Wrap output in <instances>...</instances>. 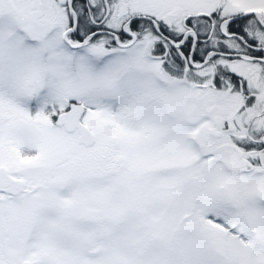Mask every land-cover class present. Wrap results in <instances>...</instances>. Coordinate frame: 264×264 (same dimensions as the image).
<instances>
[{"label": "snow or ice", "instance_id": "obj_1", "mask_svg": "<svg viewBox=\"0 0 264 264\" xmlns=\"http://www.w3.org/2000/svg\"><path fill=\"white\" fill-rule=\"evenodd\" d=\"M0 264H264V0H0Z\"/></svg>", "mask_w": 264, "mask_h": 264}]
</instances>
